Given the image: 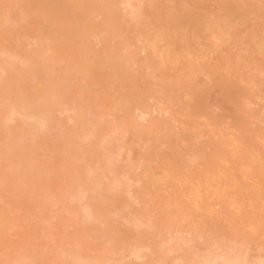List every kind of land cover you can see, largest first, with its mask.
Returning a JSON list of instances; mask_svg holds the SVG:
<instances>
[{"label": "rangeland", "instance_id": "1", "mask_svg": "<svg viewBox=\"0 0 264 264\" xmlns=\"http://www.w3.org/2000/svg\"><path fill=\"white\" fill-rule=\"evenodd\" d=\"M30 1L0 0V264H62L61 245L103 264H264V0L226 23L231 0H142L137 17L127 1L141 0L115 13L65 0L81 26L38 61L41 31L58 40L70 20L39 23ZM107 59L129 77L101 70Z\"/></svg>", "mask_w": 264, "mask_h": 264}, {"label": "bare ground", "instance_id": "2", "mask_svg": "<svg viewBox=\"0 0 264 264\" xmlns=\"http://www.w3.org/2000/svg\"><path fill=\"white\" fill-rule=\"evenodd\" d=\"M16 1V0H15ZM121 1V0H120ZM27 2V1H26ZM26 2L24 3V4H26ZM139 2V1H138ZM128 3V1H127V5L129 4V12H130V14H132L134 17H137L138 15H139V8L141 7V2H142V0L139 2V3ZM246 2H248V0H245L244 1V3L241 1V0H231V3H230V9H229V11L227 12L228 13V17H226V18H221L222 19V22H223V20L224 19H228V18H230L231 17V19H233L234 17H235V19L236 18H238L237 19V21H235V22H238V20H240L241 18H243V19H247L246 17L248 16H250L253 12H252V10L250 9V7L249 6H247V3ZM30 3L32 4V5H34L33 7H34V9H36L37 10V13H35L36 14V17H37V21L39 22V20H38V18H39V13H41V14H46L47 16H49V17H51V16H53V15H57V16H59L60 17V19L63 17V15H64V19L65 18H69V20H70V25L69 26H67V27H64V28H61V31H60V33H59V36H58V40H56V39H52V37H54V36H52V35H50V34H47V33H45L43 30L41 31V33L43 34L42 35V38H41V40L39 41H37V43H36V47L32 50V51H30V58L31 59H33V60H35V61H38L39 59V57H42V55H43V53H48V52H55L58 48H60V46L62 45V44H65V42L67 41V40H69V39H71V37H72V35H74V33L76 34V32L79 30V28H80V26H81V21H80V14H79V11H78V7H72V8H70V9H66L64 6H63V3H65V0H31L30 1ZM109 3L110 4H107V6L109 7V8H111L112 10H113V12L115 13V12H117V10H118V6H119V4H121L122 3V1L121 2H119V0H112V1H109ZM66 4V3H65ZM186 11H187V13L188 12H190L187 8H185V7H183L182 9H181V13L179 14V16L181 15V16H183L182 14H184V16L185 15H187L186 14ZM182 12H185V13H182ZM180 16V17H181ZM188 16H189V14H188ZM188 16H185L184 18H187ZM179 17V18H180ZM190 17H192V14H190ZM178 18V19H179ZM183 18V17H182ZM189 18V17H188ZM195 18V16L194 17H192V18H189V20H191L192 21V24H200L199 22H200V19L199 20H195L194 19ZM194 20L196 21V23L194 22ZM175 21V20H174ZM228 22V20H224V22ZM243 21H245V20H243ZM171 22H173V20L171 21ZM170 22V27L172 26V24L173 23H171ZM176 22V21H175ZM198 22V23H197ZM223 22V23H224ZM225 22V23H226ZM40 23V22H39ZM220 24H222L221 22H219ZM176 24V23H175ZM42 26V25H41ZM172 28V27H171ZM173 29V28H172ZM66 35H69L68 36V38H65L64 36H66ZM45 37H47V38H45ZM45 40H48V44L46 45V46H43V44H44V42H45ZM123 58V57H122ZM125 58V57H124ZM127 58V57H126ZM106 61H108V63H106V64H103L102 66H100L99 68L101 69V70H104L105 69V71H107V73H108V75H110V76H112L113 78L115 77L116 79H119V80H123V79H127V77H129L128 75H127V70L125 69V61L124 60H122V59H118V60H111V59H107ZM150 62H151V60H150ZM217 71V70H216ZM221 76V77H220ZM111 77V78H112ZM213 82H215L216 83V81L219 83V86H221V87H224L225 89H232V90H234L233 92L235 93V95L236 96H238V95H241V94H243V89H241L240 87H238V86H235V85H233V84H230V83H228L225 79L227 78H225V76L224 75H219V72L217 71V72H215L214 74H213ZM218 83H216L217 85H218ZM185 87V85L184 84H182V83H180L179 84V86L178 87ZM35 90H36V92H40L39 90H44V88H38V87H35ZM28 94H24L26 97L27 96H29L30 95V93H31V90L30 91H28L27 92ZM123 98H129L130 100H132V99H134V100H137V102H138V104H139V107L138 108H142V106L143 105H145V101H146V98H145V96L143 95V93L142 94H140V93H138L136 90H132V91H130L129 93H127L126 95H123ZM24 102H21V104L19 105V107L21 106L22 108V110L23 109H25V110H23V111H21V116H23V117H25V118H23L22 117V119H24V120H26V121H33V120H30L31 119V117H32V119H36V117H37V115H38V110L37 109H35V107H33V105H32V103H31V101H29V100H27V101H25V104H23ZM201 103V104H200ZM15 107H17V106H15ZM14 107V108H15ZM196 109L197 110H199V111H204L205 110V106L202 104V101L201 100H199V101H197V103H196ZM34 108V109H33ZM19 109V108H18ZM15 111V110H14ZM37 113V114H36ZM33 116H35V117H33ZM74 118L77 120V122H80L81 120H82V117L80 116V115H76L75 117H72V119L74 120ZM11 119H12V117H11ZM34 119V120H35ZM43 135V134H42ZM170 139V138H169ZM222 153H223V151H221ZM94 199V196H91V199ZM107 198H109V197H107ZM106 198V199H107ZM116 198H118V197H116ZM120 198V197H119ZM118 198V199H119ZM90 199V198H89ZM93 199H92V201H93ZM106 199L104 200H102V201H105V203L107 202L106 201ZM110 199V198H109ZM108 199V200H109ZM115 199V198H114ZM117 200V199H116ZM91 201V202H92ZM97 201H99V199L97 200ZM96 201V202H97ZM111 201H113V199L111 200ZM110 200H109V203L111 202ZM91 202L89 201V203L91 204ZM100 202H101V199H100ZM100 202H97V205L95 206L96 208H97V210L99 209V210H102V208L103 209H105L106 207H107V205H108V203L107 204H105V203H100ZM94 204H96L95 203V201L93 202ZM92 203V204H93ZM101 205H100V204ZM91 204V206H93ZM99 204V205H98ZM105 204V208L103 207V205ZM94 210H95V212H96V209L94 208ZM106 210V209H105ZM90 211V210H89ZM113 212H114V210H112ZM91 213H90V215H88L89 217H92L93 216V214H92V211H90ZM105 212V211H104ZM97 213H99V212H97ZM96 213V214H97ZM100 213H102V212H100ZM103 214V213H102ZM105 214H106V212H105ZM107 215H109V214H107ZM95 216V215H94ZM106 216V215H105ZM88 217V218H89ZM108 218H109V216H107ZM6 219H8V218H6L5 216H3L1 213H0V228H3V227H5V226H7V220ZM92 219H95V218H93L92 217ZM95 221V220H94ZM91 222V221H90ZM93 223V222H92ZM93 225V224H92ZM104 228H107V227H104ZM104 230H106V229H104ZM130 240H133V239H130ZM130 240H125L126 242H127V245L128 244H130L131 245V243H129L128 241H130ZM123 243H121V242H119V244H120V249H124L123 248V246L125 245V242L124 241H122ZM134 242V241H133ZM132 242V243H133ZM61 244V243H60ZM59 244V245H60ZM63 244V243H62ZM65 244V243H64ZM63 244V245H64ZM23 246V245H22ZM74 245H72V246H62L61 245V247L59 248V246L57 247V248H59V249H56L57 250V252H60V251H62V254L63 253H65L66 255H65V257H66V259L64 258V256H63V258L65 259L63 262H62V264H103L102 262H108L109 263V256H107V255H105L104 253L102 254L103 256L101 257V255H99L100 257L98 258L97 256H93V257H95V258H93L92 257V259H90L91 260V262H90V260L88 259V257H89V253H87V254H89L88 256H86V252L84 253V251H82V250H80L79 248H77L76 246H74ZM118 246V245H117ZM132 246H137L136 245V243L133 245L132 244ZM132 246H130V247H132ZM129 247V246H128ZM23 248V247H22ZM53 248H55V247H52L51 248V250H53ZM234 248V247H233ZM137 248H135V250H136ZM24 250V249H23ZM45 251V250H44ZM55 252V251H54ZM112 252V251H111ZM228 252V254H229V251H227ZM231 252H232V249H231ZM236 254H238V253H241V252H239V251H237V249H236V251H234ZM42 253H45V252H42ZM56 253V252H55ZM85 255H84V254ZM134 253V252H133ZM135 253H138V251L137 252H135ZM235 253H231L232 255H230V256H232V259L234 260L236 257V260H238V257H240V259L239 260H241V255L240 254H238V255H240V256H238V255H235ZM58 254V253H57ZM227 254V253H226ZM41 255V254H40ZM39 255V256H40ZM93 255V254H92ZM105 255V256H104ZM134 255H136V254H134ZM139 255V254H138ZM137 255V256H138ZM38 256V257H39ZM45 255H43L42 254V256H40V258L42 259L41 260V262L39 263V264H44L45 263V261H46V259L47 258H45L44 257ZM54 256V255H53ZM57 256V255H56ZM225 256H227V255H225ZM236 256V257H235ZM37 257V259L40 261V259ZM55 257V256H54ZM162 257V256H161ZM160 257V258H161ZM228 257H229V255H228ZM91 258V257H90ZM243 259V258H242ZM92 260H94V263H92L93 261ZM194 260V259H193ZM197 259H195V261H196ZM86 261V262H85ZM221 261V260H220ZM232 261V260H231ZM204 262H205V259H204ZM107 263V264H108ZM193 263H194V261H193ZM226 263V262H225ZM217 264V263H216Z\"/></svg>", "mask_w": 264, "mask_h": 264}]
</instances>
